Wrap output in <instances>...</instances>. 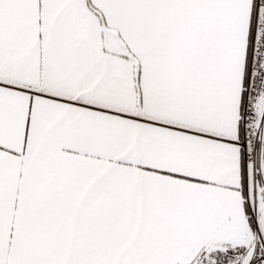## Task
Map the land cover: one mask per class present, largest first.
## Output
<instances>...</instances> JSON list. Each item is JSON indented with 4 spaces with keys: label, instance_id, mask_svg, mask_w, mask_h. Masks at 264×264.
Returning a JSON list of instances; mask_svg holds the SVG:
<instances>
[{
    "label": "snow or ice",
    "instance_id": "obj_1",
    "mask_svg": "<svg viewBox=\"0 0 264 264\" xmlns=\"http://www.w3.org/2000/svg\"><path fill=\"white\" fill-rule=\"evenodd\" d=\"M0 264H264V0H0Z\"/></svg>",
    "mask_w": 264,
    "mask_h": 264
}]
</instances>
